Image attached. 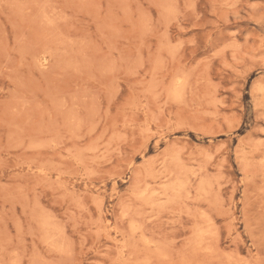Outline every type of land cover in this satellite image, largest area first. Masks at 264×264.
<instances>
[{"label": "rangeland", "instance_id": "rangeland-1", "mask_svg": "<svg viewBox=\"0 0 264 264\" xmlns=\"http://www.w3.org/2000/svg\"><path fill=\"white\" fill-rule=\"evenodd\" d=\"M0 264H264V0H0Z\"/></svg>", "mask_w": 264, "mask_h": 264}]
</instances>
